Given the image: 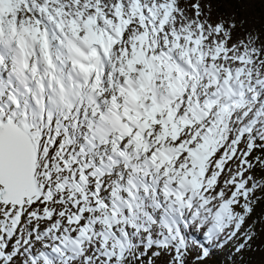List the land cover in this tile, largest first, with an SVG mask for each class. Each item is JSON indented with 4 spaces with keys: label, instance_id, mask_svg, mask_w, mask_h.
Here are the masks:
<instances>
[{
    "label": "snow or ice",
    "instance_id": "6c2138e0",
    "mask_svg": "<svg viewBox=\"0 0 264 264\" xmlns=\"http://www.w3.org/2000/svg\"><path fill=\"white\" fill-rule=\"evenodd\" d=\"M207 7L0 0V264L245 248L264 198V37L231 42L236 22Z\"/></svg>",
    "mask_w": 264,
    "mask_h": 264
},
{
    "label": "rangeland",
    "instance_id": "374dc122",
    "mask_svg": "<svg viewBox=\"0 0 264 264\" xmlns=\"http://www.w3.org/2000/svg\"><path fill=\"white\" fill-rule=\"evenodd\" d=\"M182 2L195 3L197 0H182ZM199 2L206 14L209 11L207 5H212L213 23L220 19L236 22V28L232 30L231 42L236 41L237 38H244L245 31L259 32L264 37V0H199ZM258 154L257 150L254 155ZM255 173L257 177L264 175V171L259 167L255 169ZM257 196L264 197V193L258 191ZM249 225L252 226L254 235L244 249L240 252L235 250L236 244L243 242V237H240L236 241L225 244L224 248L217 250L214 256L220 260L224 255L226 257L230 255L226 264H264V198L255 203L253 213L247 218L241 232L246 231ZM211 257L208 264L214 261Z\"/></svg>",
    "mask_w": 264,
    "mask_h": 264
},
{
    "label": "trees",
    "instance_id": "16d2710c",
    "mask_svg": "<svg viewBox=\"0 0 264 264\" xmlns=\"http://www.w3.org/2000/svg\"><path fill=\"white\" fill-rule=\"evenodd\" d=\"M231 256L228 255V257H226L225 255L220 259L218 260L217 257H215L214 255L211 257L214 261L212 264H226L227 262V259L230 258Z\"/></svg>",
    "mask_w": 264,
    "mask_h": 264
}]
</instances>
